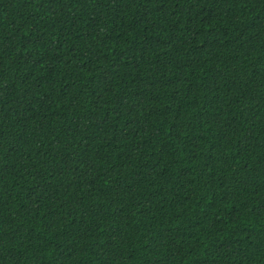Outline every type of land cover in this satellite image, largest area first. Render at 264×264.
<instances>
[{"label":"trees","instance_id":"trees-1","mask_svg":"<svg viewBox=\"0 0 264 264\" xmlns=\"http://www.w3.org/2000/svg\"><path fill=\"white\" fill-rule=\"evenodd\" d=\"M0 264H264V0H0Z\"/></svg>","mask_w":264,"mask_h":264}]
</instances>
